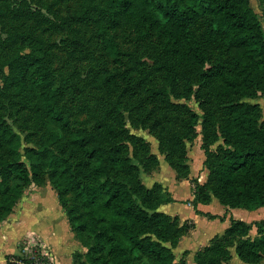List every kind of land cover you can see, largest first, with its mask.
Listing matches in <instances>:
<instances>
[{
	"label": "trees",
	"instance_id": "1",
	"mask_svg": "<svg viewBox=\"0 0 264 264\" xmlns=\"http://www.w3.org/2000/svg\"><path fill=\"white\" fill-rule=\"evenodd\" d=\"M111 7L101 26L100 42L116 64L119 47L113 28L120 18L130 22L137 36H154L171 60V78L176 67L193 69L199 87L226 104L227 119L219 126L223 144L212 151L218 134L208 110L202 115L187 110V126L192 131L201 123L200 148L206 180L189 178L190 166H180L182 135L172 139L164 157L176 179H190L193 198L189 203L196 214L223 221L225 215L202 212L198 203L211 197L228 208L255 210L264 207V119L258 102H246L264 94V29L248 0H109ZM206 21L207 38L225 61L208 63V54L191 26ZM6 83L21 91L35 111L51 125L55 147H25L21 159L20 136L0 118V147L8 160L0 158V222L12 211L23 190L31 183L41 184L45 175L54 188L70 230L85 249L75 251L71 264H186L174 262L171 246L185 235L187 221L180 223L158 206L174 201L160 183L146 187L139 168L128 157L122 144L102 146L92 134L73 126L59 107L60 90L49 59L39 41L9 65ZM115 85L114 74L106 79ZM193 90H184L190 98ZM244 99V100H243ZM246 99V100H245ZM201 120V121H199ZM108 128V127H107ZM245 145H238L237 142ZM148 158H154L152 154ZM183 168V171L180 169ZM188 202V201H187ZM256 228V236L248 231ZM241 235L233 252L245 263L264 260V218L246 222L230 217L229 225L214 235L202 253L229 258L228 238ZM171 243V246L166 243ZM201 253V251H200ZM197 255H199L197 253ZM5 264H55L42 246L5 254ZM219 259V260H220ZM199 264V262H197Z\"/></svg>",
	"mask_w": 264,
	"mask_h": 264
},
{
	"label": "rangeland",
	"instance_id": "2",
	"mask_svg": "<svg viewBox=\"0 0 264 264\" xmlns=\"http://www.w3.org/2000/svg\"><path fill=\"white\" fill-rule=\"evenodd\" d=\"M248 1L264 29V0ZM110 7L109 0H0V118L20 136L21 159L26 161L25 147H55L51 125L25 101L21 91L5 81L13 60L29 51L34 41H39L60 90L59 107L71 124L84 134H92L102 146L122 144L130 161L139 168V178L146 187L154 183L163 186L162 182L155 181L161 179L175 194L184 198L165 210L183 218L180 223L187 219L185 235L172 246L166 243L172 248L174 262L249 264L233 255L236 241L245 237L241 235L228 238L227 243L232 246L228 248L226 260L221 261L220 258L226 257L223 254L202 253L210 240L205 237L221 231L222 222L213 223L199 215H195V220L191 219L195 213L187 202L190 198L185 196L193 183L187 179V187L185 181H177L175 171L162 164L166 161L163 151L170 146L171 134L174 141L185 135L188 138L183 140V148L181 146L179 150V161L183 162L180 166L191 165L193 178L203 176L202 126L197 124L192 135L187 126V110L198 115L208 110L218 134L210 146L214 152L219 144H223L219 126L227 119L226 104L199 87L193 69L178 66L176 77L172 79L171 60L157 39L137 36L133 25L123 18L112 31L122 59L116 64L100 42L101 26ZM206 29L203 19L191 26L208 54L207 66L217 60L225 61L209 42ZM109 74L115 76L113 86L106 83ZM189 89L193 93L190 98H185L183 92ZM246 102H258L262 110L259 121L264 119V94ZM237 144L245 145L241 141ZM148 154L155 157L148 158ZM0 158L4 163L8 160L3 147H0ZM41 178L40 185L33 182L25 187L11 213L3 220L4 224L0 222V237L4 238L0 242V264L4 254L12 252L18 241L27 252L40 245L52 258L55 253L57 264H70L69 250L81 247L68 227L54 188L45 175ZM162 205L158 210L165 209ZM208 210L219 212L220 208L216 203ZM224 215L247 222L264 218V214L258 217V213L250 210L240 213L237 209ZM256 235V228L252 226L247 236L254 238ZM198 236L202 239L196 241ZM13 238L15 240L11 242ZM260 264H264V260Z\"/></svg>",
	"mask_w": 264,
	"mask_h": 264
},
{
	"label": "crops",
	"instance_id": "3",
	"mask_svg": "<svg viewBox=\"0 0 264 264\" xmlns=\"http://www.w3.org/2000/svg\"><path fill=\"white\" fill-rule=\"evenodd\" d=\"M162 164H165L166 165V167H168L169 165H168V163L165 161V162H162ZM160 166H161V162H160ZM170 167V166H169ZM171 168V167H170ZM169 169V168H168ZM172 169V168H171ZM173 170V169H172ZM171 172V171H170ZM174 172V171H173ZM175 174V173H174ZM206 176H207V170L206 169H204V171H203V176H201L200 178H197L198 179V181L200 182V183H203L205 180H206ZM189 178H193V176H192V168H191V165H190V172H189ZM196 178V177H195ZM177 181H185L186 183H187V187L189 186V182H188V180L187 179H176ZM155 181H159V182H162V184H163V186L164 187H166L167 189H168V191H170V193H171V195H172V198L174 199V201H171V202H168V203H165V204H163L162 206L163 207H165V209L164 208H161L160 210L161 211H163V212H165V213H167V211H165L166 209H168L169 207H173L174 206V204H176L177 202L179 203V202H181L182 200L181 199H184L183 197H182V195H179V194H175L174 193V191L172 190V188L170 187V185H168V184H166V183H164L163 181H161V179H158V180H155ZM174 186H176V184L174 185ZM187 194V196H185L186 198H190V200H188V204H189V207H191L192 209H193V207H192V205L189 203V201H191L192 200V198H193V192H192V189L190 188V190H189V192L188 193H186ZM185 195V194H184ZM185 198V199H186ZM217 203V205H218V207L220 208V210H219V212H211V210H208V208H209V206L210 205H213V204H216ZM188 206V205H187ZM197 209L198 210H200V211H202V212H210V213H212V214H218V215H224V213L225 212H230V210H232V209H237V212H240V213H246V209H243V208H228V207H225L224 205H222V204H220L219 203V201L217 200V198H215V197H211V200H210V202L209 203H206V204H204V203H198L197 204ZM230 209V210H229ZM193 211H194V209H193ZM250 211H252V212H254V213H258L259 214V216L258 217H260L262 214H264V207H260V208H258V209H255V210H250ZM194 213H195V211H194ZM167 214H170V213H167ZM177 213H172V214H170V215H176ZM195 215H199V214H193V217H190L191 219H193V220H195ZM199 216H204V215H199ZM204 217H206V216H204ZM207 218V217H206ZM181 219V218H180ZM183 219V218H182ZM181 219V220H182ZM207 219H209V218H207ZM67 220V219H66ZM209 220H213V223H215L216 221H220V222H222V230L221 231H219L218 233H215V234H213V235H208L207 237H205V238H212L214 235H216V234H220L228 225H229V222H230V218L229 217H227V215L225 216V218H224V220L223 221H221V220H219L218 218H215V219H209ZM254 220H258V219H252L251 221H248V222H252V221H254ZM247 222V221H246ZM3 224H4V221L2 222ZM4 226V225H3ZM68 227H69V224H68ZM2 229V227L0 228V230ZM73 237L76 239V237H75V235H74V233H73ZM199 238H201V236H198V238H196L195 237V239H196V241L199 239ZM202 239V238H201ZM204 239V238H203ZM4 240V238H2V237H0V242L1 241H3ZM13 240H15V238H13L12 240H11V242H13ZM77 240V239H76ZM78 241V240H77ZM10 242V243H11ZM9 243V244H10ZM19 244H20V241H18V242H15V245H14V249H13V251L12 252H8V253H19ZM81 245V244H80ZM1 248V247H0ZM25 248V247H24ZM82 249H84L82 246L80 247V248H77V249H75V250H69V252H68V254H69V256H68V259H70L69 260V262H70V264H71V261H72V256H73V253L75 252V251H79V252H84L85 250H82ZM53 252H54V248H53ZM8 253H6V254H8ZM233 255L235 256V258L237 257L236 256V254L233 252ZM4 256H5V254H4ZM237 259V258H236ZM3 262L1 263V264H5V257H3V260H2ZM53 261H54V263L55 264H57L56 263V260H55V253H54V258H53ZM260 264V263H259Z\"/></svg>",
	"mask_w": 264,
	"mask_h": 264
},
{
	"label": "built area",
	"instance_id": "4",
	"mask_svg": "<svg viewBox=\"0 0 264 264\" xmlns=\"http://www.w3.org/2000/svg\"><path fill=\"white\" fill-rule=\"evenodd\" d=\"M42 248H43V247H42ZM43 249H44V248H43ZM44 251H45L46 254H49V252H48L46 249H44Z\"/></svg>",
	"mask_w": 264,
	"mask_h": 264
}]
</instances>
